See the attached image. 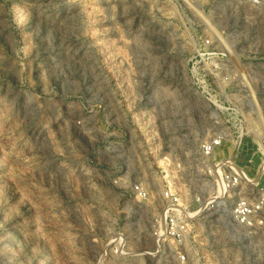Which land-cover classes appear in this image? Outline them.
<instances>
[{"label":"rangeland","instance_id":"374dc122","mask_svg":"<svg viewBox=\"0 0 264 264\" xmlns=\"http://www.w3.org/2000/svg\"><path fill=\"white\" fill-rule=\"evenodd\" d=\"M232 154H264V0H0V264H264L205 212Z\"/></svg>","mask_w":264,"mask_h":264},{"label":"built area","instance_id":"2783aa9c","mask_svg":"<svg viewBox=\"0 0 264 264\" xmlns=\"http://www.w3.org/2000/svg\"><path fill=\"white\" fill-rule=\"evenodd\" d=\"M220 144V136L204 143L201 154L203 159L210 157ZM203 171L211 182L205 212L217 213L248 232L257 231L264 235V154L254 174L236 162L235 154L206 165ZM165 195L171 202L168 209L170 212L164 219L166 233L174 239L180 238L186 226V214L189 213L185 214L180 211L181 208L174 207L178 203L176 194L165 192ZM157 237L162 245L166 242L162 234L159 233ZM179 258L183 261L185 256L181 254Z\"/></svg>","mask_w":264,"mask_h":264},{"label":"crops","instance_id":"0c3cea01","mask_svg":"<svg viewBox=\"0 0 264 264\" xmlns=\"http://www.w3.org/2000/svg\"><path fill=\"white\" fill-rule=\"evenodd\" d=\"M257 169V166H256V168H255V170Z\"/></svg>","mask_w":264,"mask_h":264}]
</instances>
